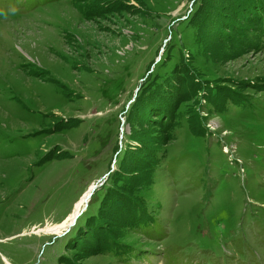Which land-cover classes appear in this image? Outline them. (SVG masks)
Here are the masks:
<instances>
[{
    "label": "rangeland",
    "instance_id": "rangeland-1",
    "mask_svg": "<svg viewBox=\"0 0 264 264\" xmlns=\"http://www.w3.org/2000/svg\"><path fill=\"white\" fill-rule=\"evenodd\" d=\"M196 1L0 0V264H123L71 240L102 193L79 232L25 233L70 215L125 151L166 233L120 230L149 253L130 264H264V46L227 37L248 0L208 5L198 44Z\"/></svg>",
    "mask_w": 264,
    "mask_h": 264
},
{
    "label": "trees",
    "instance_id": "trees-1",
    "mask_svg": "<svg viewBox=\"0 0 264 264\" xmlns=\"http://www.w3.org/2000/svg\"><path fill=\"white\" fill-rule=\"evenodd\" d=\"M44 1L46 4H52L60 0ZM215 1L216 0H197L194 4L196 8L188 22L191 30L195 33V41L198 44H204L208 49L210 48L204 38L205 31L204 33L202 32L203 25L197 20L200 19L204 10L207 12L206 7ZM236 2L240 3L241 1L238 0ZM248 2L250 3L248 4L250 11L247 14L251 15L243 14L240 21H234L235 26L243 33L240 35V39L234 38L229 34H227V37L229 40H233L232 45H235V43L242 46L246 45V49L250 50L254 46H264V0H248ZM239 18L240 17H238L237 20H239ZM236 48H241V46ZM167 60H170V55H168ZM178 73L175 72L174 75ZM173 77L174 76L171 75L166 80L171 82ZM141 95H144L146 98L150 97H147L145 91H143ZM236 102L242 101L238 100ZM152 105L153 104L150 106ZM238 105L242 106L243 103H239ZM149 107L147 110L150 109ZM175 107V105H170V110H168V112H172L173 115L166 121L167 125H169V121L175 118ZM133 108L134 106L130 109L131 115L134 113ZM152 109L155 108L152 107ZM155 110L157 112V108ZM168 112L164 114H168ZM164 114H159L158 117L161 118ZM173 116L174 118H172ZM138 152L137 154H133L139 157L140 153ZM130 153V151L124 152L117 169L113 171L109 179L99 188L100 191L94 193L92 202L98 193H102V199L99 204L98 212L95 215L87 217L86 221H84L88 223L86 224L87 229L85 233L81 234L78 238L72 236L71 239L72 243L79 241L82 248H88L89 245V251L93 250L101 254L111 255L123 264H130L134 260L142 259L149 253L145 252L143 248H139L136 244H132L128 241H121L119 238L121 236L118 235L120 230L127 229L133 233H139L150 241L162 240L166 236L158 219L146 208L143 200H138L132 196L133 192L140 188L137 187L138 184H142V182L140 179L137 180V178H133L126 173V170L132 168V165L129 163L131 160ZM146 167L145 174L143 175L144 179L145 175L150 170L148 166ZM143 177L141 176L140 178L143 179ZM84 215H86V212L82 216ZM79 219L76 224V227L78 226L79 229L76 232H79L82 227ZM70 241H68V243Z\"/></svg>",
    "mask_w": 264,
    "mask_h": 264
},
{
    "label": "bare ground",
    "instance_id": "bare-ground-1",
    "mask_svg": "<svg viewBox=\"0 0 264 264\" xmlns=\"http://www.w3.org/2000/svg\"><path fill=\"white\" fill-rule=\"evenodd\" d=\"M124 46H122L123 48ZM123 131V130H122ZM97 186V184H91L88 189L80 196L79 200L74 204L73 210L70 215L66 216L61 222L57 224H47L44 227H33L32 231L26 232L25 235H57L58 237H62L63 234L73 228V224L75 221L80 218V214L82 212H86L87 205H90V202L93 198V194L91 196V190ZM78 218V219H77ZM76 221V222H77ZM7 262V261H6ZM7 264H10L7 262Z\"/></svg>",
    "mask_w": 264,
    "mask_h": 264
},
{
    "label": "water",
    "instance_id": "water-1",
    "mask_svg": "<svg viewBox=\"0 0 264 264\" xmlns=\"http://www.w3.org/2000/svg\"><path fill=\"white\" fill-rule=\"evenodd\" d=\"M104 183H105V182H104ZM104 183H101V185H98V184H97V186H95V187L91 190V193H90L89 196H91V195L93 194V192L96 191L98 188H100ZM99 186H100V187H99ZM94 193H95V192H94ZM93 195H94V194H93ZM88 207H89V205H87L86 210L88 209ZM84 213H85V212H82V213L80 214V217H81ZM77 219H78V218H77ZM76 221H77V220H76ZM76 221H75V223L72 225L73 227L76 226V224H77ZM70 231H71V229L67 230V231L63 234V236L67 235Z\"/></svg>",
    "mask_w": 264,
    "mask_h": 264
}]
</instances>
